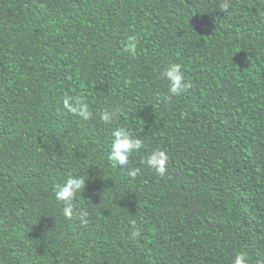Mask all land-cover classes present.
Instances as JSON below:
<instances>
[{
	"label": "trees",
	"instance_id": "1",
	"mask_svg": "<svg viewBox=\"0 0 264 264\" xmlns=\"http://www.w3.org/2000/svg\"><path fill=\"white\" fill-rule=\"evenodd\" d=\"M171 63L187 87L169 99ZM65 94L92 118L64 109ZM117 127L144 142L125 168L107 159ZM154 149L169 157L163 177L143 163ZM69 174L86 181L87 225L55 198ZM237 252L264 264V0H0V264Z\"/></svg>",
	"mask_w": 264,
	"mask_h": 264
},
{
	"label": "clouds",
	"instance_id": "2",
	"mask_svg": "<svg viewBox=\"0 0 264 264\" xmlns=\"http://www.w3.org/2000/svg\"><path fill=\"white\" fill-rule=\"evenodd\" d=\"M228 7V3H221L219 5V10L226 13ZM124 51L132 56L136 55V43L134 38H130ZM161 75L162 78L167 81L169 99L174 96H179L185 91L187 85L184 83L182 66L179 63L168 64L163 68ZM62 104L64 109L69 113L77 115L84 121L90 120L93 116V113L89 110V104L82 95L71 96L65 94L62 98ZM115 116L116 113L109 109H104L99 113L100 121L106 125L110 124ZM143 147V140L134 137L128 129L117 127L111 132V143L109 145L107 159L113 167L125 168L130 164L131 155L135 152H139ZM168 160L169 157L165 151L154 149L146 156L143 163L155 174L163 177L167 171ZM140 171V168H129L127 174L134 179ZM85 187L86 181L83 177L69 174L63 182L57 184L54 188L56 200L64 204L63 215L68 219L74 216L78 217L80 223L83 225L88 224L87 217L89 216V212L79 206L76 202V198L82 190L84 191ZM232 264H249L247 254L244 252H237Z\"/></svg>",
	"mask_w": 264,
	"mask_h": 264
}]
</instances>
